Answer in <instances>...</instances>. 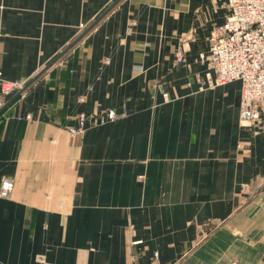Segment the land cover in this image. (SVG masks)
<instances>
[{
  "label": "crops",
  "instance_id": "0c3cea01",
  "mask_svg": "<svg viewBox=\"0 0 264 264\" xmlns=\"http://www.w3.org/2000/svg\"><path fill=\"white\" fill-rule=\"evenodd\" d=\"M111 3L0 0V264H264V122L199 81L227 0H120L73 44Z\"/></svg>",
  "mask_w": 264,
  "mask_h": 264
},
{
  "label": "built area",
  "instance_id": "2783aa9c",
  "mask_svg": "<svg viewBox=\"0 0 264 264\" xmlns=\"http://www.w3.org/2000/svg\"><path fill=\"white\" fill-rule=\"evenodd\" d=\"M226 8L225 22L210 33L206 57L208 72L199 81L206 87L239 82L240 123L244 126L260 124L264 122V0H227ZM178 55L177 61L181 62L182 52L178 51ZM0 86L2 93L21 87L6 81H1ZM105 116L101 121L116 118L113 112ZM78 120L79 132L85 115L80 114ZM12 189L13 181L3 179L0 197H9Z\"/></svg>",
  "mask_w": 264,
  "mask_h": 264
},
{
  "label": "rangeland",
  "instance_id": "374dc122",
  "mask_svg": "<svg viewBox=\"0 0 264 264\" xmlns=\"http://www.w3.org/2000/svg\"><path fill=\"white\" fill-rule=\"evenodd\" d=\"M209 47V46H208ZM208 50V49H207ZM180 52H182V50H179ZM183 53V52H182ZM207 54H208V51H207ZM178 52H177V55H176V62H178L177 60H178ZM183 56V55H182ZM206 57H207V55L205 56V60H206ZM183 60V59H182ZM206 63H207V61H206ZM228 84V83H227ZM224 85V84H223ZM240 91H241V89H240ZM241 94V93H240ZM109 112H113V111H109ZM109 112H107V113H105V114H103L102 115V117L103 116H105V115H107ZM114 113V112H113ZM114 115H115V113H114ZM116 116V115H115ZM106 117V116H105ZM240 121V120H239ZM253 125H255V124H250V125H248V126H244V125H242L241 123H240V126H241V129L242 130H246V131H249L250 130V128L253 126ZM72 133H78V128L77 129H73V132ZM240 144H242L243 146H244V143H240ZM243 149H245V146H244V148ZM246 150V149H245ZM263 189L264 188H262L261 190L263 191ZM247 200L248 201H254V200H256V198H257V196H258V194L256 195V194H254V192H250V193H247ZM223 225L225 226L226 225V223H223ZM222 225V226H223ZM222 226H220V228L222 227ZM219 228V225L217 226V225H214L212 228H210L211 230H210V234H209V236L206 238V239H208V238H210L213 234H215L217 231V229ZM215 232V233H214ZM204 232L202 233H199V238H201L200 236H204ZM206 235H208V232H207V234ZM226 244L227 245H229L230 244V238H229V236L227 237V239H226ZM156 255V254H155Z\"/></svg>",
  "mask_w": 264,
  "mask_h": 264
},
{
  "label": "water",
  "instance_id": "95a60500",
  "mask_svg": "<svg viewBox=\"0 0 264 264\" xmlns=\"http://www.w3.org/2000/svg\"><path fill=\"white\" fill-rule=\"evenodd\" d=\"M120 0H112V3L110 6L105 7L98 16L93 20V22L84 30V32L76 39V41L73 43L75 44L77 41H79L85 34H87ZM64 53V52H63ZM62 53V54H63ZM62 54H59L46 68L48 69ZM40 72L38 76L41 74ZM38 76L33 78L28 82V85L31 84Z\"/></svg>",
  "mask_w": 264,
  "mask_h": 264
}]
</instances>
